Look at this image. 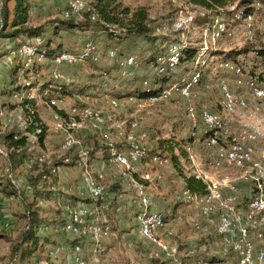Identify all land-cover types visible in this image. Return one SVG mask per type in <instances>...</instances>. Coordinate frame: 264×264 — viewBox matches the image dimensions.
I'll return each mask as SVG.
<instances>
[{
	"label": "built area",
	"instance_id": "2783aa9c",
	"mask_svg": "<svg viewBox=\"0 0 264 264\" xmlns=\"http://www.w3.org/2000/svg\"><path fill=\"white\" fill-rule=\"evenodd\" d=\"M251 7L248 12L239 9L231 14L228 12L234 10V5L219 8V13L211 15L203 25L202 39L191 72L145 99L133 96L124 100L109 98L110 110L94 107L84 98L76 102L74 98L62 96L59 90L64 66L99 61L100 55L93 40L84 41L77 51L61 48L51 56H48V50L42 43L22 42L18 47H12L9 53L14 54L10 59L13 64L21 63L20 73L25 76L5 99L7 104L0 105V127L15 128L26 136L31 151L27 157V167L37 165L35 172L47 169L42 176L47 182L59 175L61 168H65L57 163L74 161L73 168L78 169L86 195L92 199L106 192V165L91 161L89 147L81 139V134L98 132L103 135L104 143L108 146L109 165L115 173L129 178L139 199L141 210L136 215V222L140 236L153 248L151 256L168 261V264H215L197 255L201 250L196 248L195 243L188 248L180 247L181 243L177 242L174 229L165 220L164 213L149 209L143 180H150L151 175L144 173L140 179L132 174L133 164L149 154L142 131L143 116L137 112L146 105L174 95L186 98L189 101L186 110L191 129L198 125L200 119L201 132L207 134L212 131L206 138V144L214 149L207 153L208 160H202L191 146L187 147L188 169L205 185V192L201 195L188 188L181 193L183 201L197 207L204 220H193L192 227L200 234H207L213 229L219 243L225 247L223 251H230L236 264H264V246L253 240L256 231L264 236V74L262 77L251 76L244 54L237 63L219 61L217 66L224 73L233 75L234 89L228 80H221V107L217 111L207 108L198 110L191 101L196 95L194 88L203 75L202 70L211 63L212 54L221 50L218 45L220 40L232 39L236 29L240 28L245 41L257 42L256 32L264 30V1L257 0ZM84 8V0H66L63 14L66 17L78 14ZM95 18L96 15L92 14L91 19ZM191 23V19L184 18L174 26L186 29ZM184 47L186 45H170L168 53L157 59L158 72L173 69ZM107 54L109 58H114L118 52L112 48ZM251 55L257 63H264L258 51H251ZM135 63V55H128L120 60L119 65ZM111 84L117 87V79L105 76L101 88L108 90ZM204 86L208 89L210 83L205 82ZM143 87L150 90L146 80ZM124 104L136 107V114L130 116L125 130V150L117 148L111 138L112 131H124V120L118 117L117 111ZM34 110L38 120L34 118ZM233 126L236 127L233 129ZM51 134L55 138H48ZM0 154L7 157L1 148ZM166 161V158L157 155L150 158V162L157 165ZM9 177H12L11 171ZM12 182L15 183L13 179ZM242 182L250 184L252 190V196L245 203H242L239 192V183ZM65 203V221L60 225L45 226L44 230L62 233L67 238H79L71 248L72 264H102L100 255L104 250L103 241L110 235V229L100 210L81 200ZM177 218L181 219V216ZM87 240L89 247L85 250ZM60 247L48 250L47 254L56 258Z\"/></svg>",
	"mask_w": 264,
	"mask_h": 264
},
{
	"label": "trees",
	"instance_id": "16d2710c",
	"mask_svg": "<svg viewBox=\"0 0 264 264\" xmlns=\"http://www.w3.org/2000/svg\"><path fill=\"white\" fill-rule=\"evenodd\" d=\"M7 1L5 0L2 4L1 8V23H0V39L3 38H9L14 39V45L13 48L18 47L22 42H26V39L21 38H30V37H37L41 35L45 30L42 25H30L29 22V4L30 2L28 0H14V4L12 6V9H9L7 6ZM201 9L205 12L204 15L196 19V23L199 22H207L211 15H214L216 13H219V8H226L230 5H234V10L231 12H228V14L233 13L234 11H238L239 9H243L245 12H248L252 7L251 5L256 2L257 0H231L227 4V0H194ZM264 1V0H260ZM91 6H85V8L78 14H70L69 16H64L63 21H58V24L53 26L54 33L60 34L61 31H69L74 28H83L88 25L89 22L95 23L100 22V25H102V28L105 32L109 35V38H113L121 43L122 46L120 47L121 53L118 51V54L114 58H110L114 61L115 64V70L120 71V73L124 74L123 78L121 79H127L128 85L127 89L125 90V95H122V92H116L120 88V78L117 77V75H112V72L109 71L107 73L103 70V72L99 73V81L97 82L96 88L100 89V91L103 90V92L107 91L101 88V82L103 81V78L105 76L108 79H117V87H114V85H110L108 91L114 92L115 95L111 96L121 99L122 97H128L133 96L139 99H145L150 94H157L160 92V90L167 88L171 83L179 81L183 76H185L187 73L191 72L193 63L197 54V48L192 46H186L181 49L179 61L177 65L173 69H166L163 72H158L157 66V59L159 56L165 55L168 53V47L172 44H175L178 42V40L170 39L168 36H156L152 35V27H150V20L148 17L147 12L145 11V8H134L130 9L128 6H122L120 1L118 0H92ZM227 13V12H226ZM12 14V18L9 20V15ZM95 14L96 18L93 20L91 19V15ZM120 14L119 17L117 15ZM64 15V14H63ZM80 15L81 18L77 17ZM83 21V22H81ZM80 22V23H79ZM9 25V29H7V26ZM259 34V32H256V36ZM138 41L140 42H147L148 47L144 49V53L147 54L145 58L146 64H152L153 70L150 74H142L139 75L138 73L134 72L135 67L138 65V61L136 59V63L132 65H124L120 66L119 62L120 60L124 59L128 55L131 54V50L134 48H137ZM258 41V40H257ZM247 47L241 48L239 51L237 49H231L228 51L225 55H222L220 61H233L234 63L239 62L240 60L237 59V55H246L248 52H251L253 50L258 51L260 56L264 58V48L259 46H256V43H250L247 42ZM48 50V56H51L55 51L63 48L61 43H58L57 45H53L51 43V40H47L46 42L42 43ZM112 49V48H110ZM71 50V49H67ZM109 50V49H108ZM108 50L105 54H107ZM222 50V49H221ZM244 52H241V51ZM73 51V50H71ZM123 52H125L123 54ZM216 52H224V51H216ZM4 53H0V57ZM108 57V54L106 55ZM136 58V56H135ZM101 60L100 59L97 62H79L75 63L70 66H64L63 69H70L74 67H82L84 64H97ZM190 64V67L188 65ZM213 64V63H212ZM246 63H244L245 65ZM248 66V65H247ZM21 63H14L10 67V80L8 82V85L1 91V95H6L5 99H8V96L14 88H16V85L18 84L19 80L22 78V76H25L24 73H20ZM182 68V70H180ZM218 72L212 73L211 66H206L202 70V77L198 81V83L195 85L194 90L196 91L197 88H200L203 92H214V89H216L220 93L221 98V92L219 89V83L222 79L229 80L233 78L232 74H227L222 71V69L217 68ZM36 73L38 72L35 71ZM218 73H220V77H218ZM249 73L251 76H256L252 70L249 69ZM63 79L60 84V93L62 96H67L69 98H74L76 102L81 101L86 96H89L90 93L88 90L90 86L88 83L85 85L84 83L80 85L79 82L75 80L74 77H67L64 73ZM110 74V75H109ZM115 76V77H113ZM259 77H262V75H258ZM112 77V78H111ZM74 80L76 82H74ZM146 80L148 82V85L150 87V90L147 91L143 87V81ZM205 82L210 83V87L207 89L205 88L204 84ZM213 86H216L214 88ZM116 88V89H115ZM114 90V91H113ZM180 97V96H179ZM183 98L187 101L188 100L184 97ZM220 98L217 101L218 108H220ZM5 99L0 101L1 106H5L7 102H5ZM171 99V98H170ZM162 101V100H161ZM160 102V101H157ZM194 104V103H193ZM187 105V104H186ZM195 105V104H194ZM11 107L13 105H10ZM196 108L199 110L201 108H207L210 111H217L215 108L207 107L204 105H195ZM120 112V111H119ZM185 114L186 118L188 119L189 123V131H188V137L187 138H181L179 139L176 144L178 145V151L179 153H173V150L175 149L174 146L170 145L169 150L165 147H161L162 145H159L164 153L167 155H162L160 151L156 149H151L146 143V146L149 149V154L147 157L143 158L141 161H147L150 162V158L152 155H157L163 158L170 159V162H174L175 166H178L177 162H181L184 168H186L183 173L181 172L182 178H184V186L182 188H188L193 193L196 194H203L205 192V185L204 183L195 178L193 174L190 173V169H188V152L187 147L191 146L192 150L195 154H198L202 160H208L209 156H207V153L212 152L214 149L211 146H208L206 144V138L209 134L212 133L210 131L207 134H203L201 132V124L200 119H198V125L194 127V129H191V122L189 120V117L187 115V110L185 106ZM120 118L121 115L119 116ZM34 118L35 120H38V116L36 111L34 110ZM129 120H127V123L125 124L126 128L129 124ZM119 132L117 134L116 138H113L114 145L119 148L125 150V140H124V134L125 131L121 132L120 130H115ZM45 134V133H44ZM43 134V135H44ZM173 134V133H171ZM14 136H17L16 138ZM81 139L83 142L89 147V154L91 161L93 163L97 162H103L105 166L106 171V192L101 195L100 197L96 199H92L88 197L87 195H84L80 198L76 199H69L68 201H77L81 200L85 202L87 205L96 206L103 217V220L106 224L110 223L111 228L112 222L109 219V216L107 214V205H104L103 203H117L118 198L120 199L123 195V192L126 190L125 186H129L133 192L134 197L136 199V204L138 205L137 209H133L135 211L134 220L136 221V215L140 212L141 207L139 205V199L136 195V192L132 186L131 181L128 177L123 176L121 174L112 173L109 172L112 169V166L109 165L107 159H108V146L104 143V137L103 135L99 134L98 132H85L81 134ZM170 139H162L159 144L163 142H168ZM53 141H51L52 143ZM0 148L7 154V157L2 156L0 154V157L4 158L6 161V169L5 174L1 175L0 178V195H3L6 198H12L15 197L18 199L20 203L23 204L24 210H23V218L25 220L26 226L23 229L22 236L20 240L12 246L13 251V257L16 256L18 259V264H25V261L28 259L35 258L36 264H38V260L41 258V250L43 247V242L48 241L49 233H45L44 230L45 226H55L60 225L65 221L64 217V205L66 204L64 202L61 207H59L55 213L57 215L53 216V219L50 220V218H47L45 215V210L42 207L41 203H47V201L52 200L54 195L56 197L60 196L58 193L60 192L59 189V179L58 175L54 176L50 182H47L42 178L43 174L47 172V169H44L43 171L38 170L35 172V169H38V166L35 165L34 168L27 167V157L30 154V144L26 139L25 135H22L21 132L17 131L15 128L10 127H0ZM166 149V150H165ZM168 156V157H167ZM168 161V159H167ZM136 162L133 165L139 163ZM57 165L64 166L65 168H73L74 161H70L68 163L60 162L57 163ZM151 165H157L151 163ZM9 171H11L12 177H9ZM132 174L137 177V171H133ZM143 175V174H142ZM142 175L139 177L142 179ZM138 178V177H137ZM12 179L15 181V183L12 182ZM150 180H143L144 184L148 186V183ZM16 184L18 185L16 187ZM29 186V188H26V186ZM250 185V184H249ZM251 189V185H250ZM182 193V191H181ZM182 196V194H181ZM252 196V190L246 197L242 196V203H245L248 198ZM52 197V198H51ZM181 201L183 199L181 198ZM60 203V202H59ZM150 203V202H149ZM186 204V203H185ZM188 205V204H187ZM151 210V208L149 207ZM173 210V209H172ZM163 212V211H162ZM175 212V209L173 210ZM164 213V212H163ZM166 213H164V216ZM165 220L166 216H165ZM202 222L204 220L200 219ZM168 222V221H167ZM136 232L140 236L138 224L135 222ZM110 228V235L112 229ZM109 235V236H110ZM108 236V237H109ZM208 238L213 239L212 242H215V238L217 237V241L219 243L218 235L215 233L213 229H210L207 233ZM202 236V237H205ZM107 237V238H108ZM141 237V236H140ZM257 237H261L263 241H258ZM142 238V237H141ZM176 240L178 239L177 234H175ZM143 239V238H142ZM79 240V238H66V242H69L70 247L72 248L73 244L76 243ZM144 240V239H143ZM253 240L256 244L264 246V237L260 235V231H256L253 234ZM145 241V240H144ZM104 242V241H103ZM177 242H181L180 240H177ZM145 243H147L145 241ZM220 244V243H219ZM201 245V244H199ZM104 246V245H103ZM147 246L150 248L148 252V257L150 260V264H168V261H165L161 258H155L151 256L152 252V246L147 243ZM58 247L55 246L53 248ZM180 247H184V245L180 244ZM196 248H201V251L197 252V255L201 256L202 258L208 259L209 261H218L223 260L220 263H224L229 258L232 257V253L230 251L224 252L223 249L225 248L223 245L220 244V249H216L215 251H212L210 253L208 249L204 246L200 247L196 243ZM43 257L50 259V256L44 253ZM216 259V260H215ZM45 264H49L46 259L44 260ZM235 262V260H234ZM219 263V262H218Z\"/></svg>",
	"mask_w": 264,
	"mask_h": 264
},
{
	"label": "rangeland",
	"instance_id": "374dc122",
	"mask_svg": "<svg viewBox=\"0 0 264 264\" xmlns=\"http://www.w3.org/2000/svg\"><path fill=\"white\" fill-rule=\"evenodd\" d=\"M5 0H0V23H1V8ZM29 4V22L30 25H42L44 27V32L37 37L30 38H21L26 39L29 42H46L48 39L51 40L53 45L58 43L62 44V47L65 49L79 50L81 49L83 42L86 40H93L97 46L99 55H101V60L97 64L86 63L82 67H74L70 69H62L67 77H74L77 82L82 85L83 83L90 86L89 96L84 97V100L91 104L94 107L108 108V99L115 95V91L112 93L108 90L103 92L100 89L96 88L97 82L99 81V73L106 71L112 72V75H117L118 78H123L120 71L115 70V64L112 59L107 57L105 54L106 51L110 48L116 47L121 53L119 46L122 44L113 39L109 38L107 32L104 31L100 22L91 23L89 22L87 26L83 28H74L69 31H61L60 34H55L53 26L58 24L57 20L63 21L64 19V10L66 8V0H28ZM85 6H91L92 0H84ZM122 6H128L130 9L143 7L148 14L150 20V27H152V35H162L168 36L170 39L178 40L175 44L192 46L199 48L200 41L202 39L203 25L204 22L196 23V19L201 17L200 14L203 12V9L194 0H118ZM231 0H227L230 2ZM14 0H8L7 6L9 9H12ZM181 15V17L179 16ZM120 14L117 15L119 17ZM77 17L81 18L80 15ZM12 18V14L9 15V20ZM191 19V26L182 29L176 28V23H179V19ZM83 22V21H81ZM80 23V22H79ZM9 25L7 29H9ZM256 46L264 48V30H260L257 35ZM15 40L9 38L0 39V53H4L0 57V101L6 98V95H1V91L8 85L10 80V67L13 65V61L10 59L13 57L11 50L13 49ZM137 48L131 50V54L136 56L138 65L135 67L134 72L139 75L150 74L153 70L152 64H146L145 58L147 56L144 53V49L148 47V43L145 41H138ZM173 45V44H172ZM218 51L224 52H214L211 56V63L208 64L211 66L212 73H217L219 68L217 63L220 61L222 55H225L231 49H237L238 51L241 48L248 46L246 41L243 38L240 28L235 32V35L232 39L226 40L222 39L219 41ZM183 47V46H182ZM249 47V46H248ZM241 52H244L243 50ZM125 52H123L124 54ZM222 53V55H221ZM248 62L247 65L250 70L254 72L255 75L264 74V63L259 64L252 57L251 52L246 54ZM241 55H237V59L241 60ZM222 59V58H221ZM9 62V63H8ZM213 63V64H212ZM189 67L190 64L188 63ZM182 70V68H180ZM110 75V74H109ZM220 77V73L217 75ZM115 77V76H113ZM112 78V77H111ZM120 78V88L116 92H122V95H125V90L127 89L128 81L127 79ZM113 79V78H112ZM74 80V82H76ZM229 83L234 89L233 81L229 78ZM216 88V86H213ZM116 89V88H115ZM195 92V97L192 98V103L195 105H204L218 110L217 101L220 98V93L214 89V92H203L200 88H197ZM249 97V95H248ZM125 97H122L121 100H124ZM189 102V101H188ZM187 101L179 96H173L171 99L162 100L160 102H155L151 105H146L141 108L139 112L143 116V129L145 133L144 142L147 143L149 148L156 149L160 151L162 155H167L162 151L166 147L169 150L170 145L174 146L173 153H179L178 145L176 142L181 138L188 137L189 123L185 114V106ZM117 111H120L118 117L121 115L124 120V131L126 130L125 124L131 115L136 114V107L132 104H124ZM236 126H233V129ZM123 132V131H121ZM173 133V134H171ZM119 132L112 131L111 138L115 139ZM55 138L54 134L48 136V138ZM170 139L168 142L160 141L162 139ZM54 143V142H53ZM159 145H162L161 147ZM166 150V149H165ZM168 157V156H167ZM168 161L161 165H151L147 161L139 162L133 165V171H137V177L139 178L144 173H149L151 175V181L148 183V190L151 192V197L153 203H167V201L174 203L176 205L175 212L172 209L166 211L164 208L155 206L156 209L162 210L166 213V219L168 222L174 225L175 233L178 235H185L189 237L186 245L191 247L194 243L200 247H206L210 253L216 249H220V244L217 241V237L213 239L205 240L201 238L200 233L195 231L192 227L193 220H199L200 215L198 214V209L194 205H187L181 201V191L184 186V178L181 176V172L186 170L181 162H177L178 166L174 165V162H170L169 157ZM6 161L4 158L0 157V178L1 175L5 174ZM67 172L71 179L75 182L81 181L79 171L76 168H66ZM181 172H180V171ZM183 170V171H182ZM109 172L115 173L114 169H111ZM159 175V176H158ZM82 182V181H81ZM126 190L123 192V197L131 199L132 203L136 202L134 197V192L129 186H125ZM250 185L239 187V192L242 196L246 197L250 193ZM243 197V198H244ZM242 198V199H243ZM23 204L18 201L15 197L6 198L3 195H0V264H18V259L16 256L13 257L12 246H14L21 238L24 227L26 226L25 220L23 218ZM112 210V219H113V228H111L110 223L108 224L109 229L112 231H117L116 238L111 241L109 247L113 253L117 252L119 255H123V260L119 264H150L148 257L149 247L147 243L139 237L135 231L134 222L128 224L118 222L119 211ZM118 214V215H117ZM135 211L132 206L128 208V211L125 213V217H133ZM116 216V217H115ZM181 216V219L177 217ZM111 223V224H112ZM133 224V225H130ZM134 229V233L130 236H126L125 233H128L130 229ZM111 231V232H112ZM261 235V232H260ZM264 237L263 235H261ZM258 241H263L261 237H257ZM201 244V245H199ZM48 247V246H47ZM44 248V249H43ZM46 247H42V250H45ZM218 249V250H219ZM201 250V248H200ZM216 260V259H215ZM223 260L213 261L220 263ZM228 264H236L232 258L228 259ZM25 264H36V259H28L25 261ZM116 264V263H115ZM118 264V263H117ZM224 264H226L224 262Z\"/></svg>",
	"mask_w": 264,
	"mask_h": 264
},
{
	"label": "crops",
	"instance_id": "0c3cea01",
	"mask_svg": "<svg viewBox=\"0 0 264 264\" xmlns=\"http://www.w3.org/2000/svg\"><path fill=\"white\" fill-rule=\"evenodd\" d=\"M98 164V162H97ZM58 179H59V189L60 192L58 193L60 196L56 197V195H54V197L52 198V200L47 201V203H41L42 207L45 210V215L47 216V218L53 217L55 215H57L55 213V211L61 207V205L64 204V202L66 200L69 199H76L77 197L80 198L84 195H86V192L84 190V186L82 184V182L79 180V182H75L73 179L70 178L69 173L67 172L66 168H61L59 175H58ZM247 186L248 183L242 182L239 183V186ZM146 192L149 198V207L151 208V210H160V209H156L155 206L164 208L166 211H170V209H176V205L174 203H171L170 201L167 203H153L152 201V197H151V192L148 190V186H146ZM124 195H122V197L119 199L118 198V202L117 203H103L104 205H107V214L109 216V219L111 222H113L112 219V210L116 209L119 211V216H121L118 220V222L120 223V221L122 223L128 224L130 222H134V226H135V220H134V216L133 217H125V213L128 211V208H130L132 206L133 209H137L138 205L136 203H132L131 199H129V197H123ZM241 197V195H240ZM60 202V203H59ZM117 211V212H118ZM162 211V210H161ZM117 214V215H118ZM199 214V212H198ZM116 217V216H115ZM170 226L173 227L174 232H175V227L173 224H171L170 222H168ZM130 224V225H133ZM113 223H112V227H113ZM135 231H136V227H135ZM117 231H112L111 235L106 238L103 242L104 245V250L102 252V254L100 255L101 260H102V264H119V262H121V260H123V255H119L117 252L113 253L111 251V248L109 247V245L111 244V241L114 240V238H116ZM45 233H49V238L48 241L43 242V246L46 247L45 250H41V258L38 260V264H45L44 260L46 259V261L49 264H72V252H71V247L69 245V242H66V236L62 233L59 232H54L51 230H46ZM134 233V229H130L128 233H125L126 236H130ZM137 233V232H136ZM176 234V233H175ZM138 235V233H137ZM201 238H204L205 240H209L210 238H208L207 234H200ZM139 236V235H138ZM178 239L180 240L181 244L184 245L185 247H189V245H186L187 243H191L188 242L189 237L181 234L178 235ZM205 236V237H202ZM140 237V236H139ZM144 241V240H143ZM145 242V241H144ZM192 244V243H191ZM59 246L61 245L59 252L57 254L56 258H52L50 257V259H47L45 257H43L44 253L47 255V251L52 249L55 246ZM48 246V247H47ZM89 247V241H85L84 243V248L85 250ZM44 249V248H43ZM228 260L225 261L226 264H228ZM133 264H139V263H133ZM215 264H224V263H215Z\"/></svg>",
	"mask_w": 264,
	"mask_h": 264
}]
</instances>
